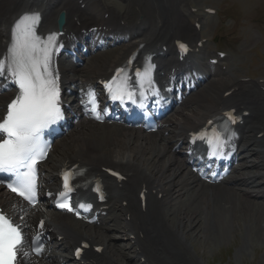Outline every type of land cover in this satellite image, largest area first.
Returning a JSON list of instances; mask_svg holds the SVG:
<instances>
[{
    "label": "bare ground",
    "instance_id": "6f19581e",
    "mask_svg": "<svg viewBox=\"0 0 264 264\" xmlns=\"http://www.w3.org/2000/svg\"><path fill=\"white\" fill-rule=\"evenodd\" d=\"M11 1L0 0V57L6 53L12 25L24 13L41 9L43 13L40 12L42 17H40L37 33L45 36L53 31V20L60 12L66 14L64 30L76 32L78 27L74 22L75 17L80 22L81 28L86 27V30L98 26L96 23L107 24L100 19L101 13H109L112 24L119 25L126 10L134 5V0H124L125 9H122L106 0H82V4L86 3L88 11L90 10L92 14L86 17L88 12L80 11L72 0H19L18 3V0L14 3ZM155 1L158 3L155 10V14H157L156 26L149 25L148 20L144 17L143 23L140 25L145 27L146 32L135 34L119 48L118 52L108 54L109 56L105 57L103 62H97L98 59L91 62L89 69H86L82 76L81 85L83 87H88V83L94 84V81L97 80L96 77L109 73L124 61L130 52L140 46H143L141 51L155 50L156 45L165 46L177 36L186 37L187 34H191L194 38H198L202 27L197 32L195 29H189L184 23L180 24L173 20L170 0ZM176 1L177 11L175 13L177 16L185 19L190 18L191 14L182 12L183 7L187 6L190 0ZM4 5L9 8H3ZM200 16L199 12L194 14L195 18ZM186 29H188V33ZM170 32H175L177 36L171 37ZM115 34L125 35L124 29L116 31ZM103 37L102 32L97 31L90 34V41L102 42L104 41ZM201 38L203 37L198 40ZM157 53L159 52L157 51ZM73 67L72 62L70 68L68 66L66 68L64 63H61L60 69L66 73L67 70H73ZM216 76L217 78L201 89L202 92L199 95L200 91L194 99L189 101L188 105L194 107V110L190 111L189 116L184 117L181 125L172 128L170 124L174 122L168 119L162 133L159 132L155 135L122 127L92 129L85 125L79 128L75 138L63 144L58 158L50 163V170H57L68 164L81 163L80 165L86 169L87 176L101 174L102 168L111 167L126 176L128 181L131 180L138 185L137 195L142 187L148 190L145 212H142L139 200L133 195L132 189H129L125 184L118 188L117 184L114 185L107 180L108 202L99 206H107L118 214L124 215L125 219L121 223L116 217L111 219L113 230L127 234V241L130 243L132 240L129 237L135 236V241L128 250H132L139 260L144 259L143 264H196L188 252V244H195L196 240L193 238L201 241V238L210 236L211 230L223 227L225 225L224 214L234 218L239 212L246 219L251 216L247 224L253 223L254 225L255 223L258 228L264 222V202H253L248 199V192H256L257 195L264 194V136L256 137L260 133L264 134V93L262 92L264 84L254 83L246 87L232 76L224 78L220 71H217ZM66 81L68 82V79L65 78L64 85H66ZM232 89L237 90V94L224 97V94ZM13 96L14 93L10 91L0 90V115L4 112L5 104ZM234 107L251 112V116L245 120V124L241 128L244 139L239 149L243 151L242 157L246 155L248 159H253L249 160L250 164L248 165H239L235 171L241 170L244 174L231 179L229 187L225 184V188H222L221 191L218 188L198 187L197 179L187 171L186 162L173 151V146L181 141L186 133L201 126V122L204 123L208 115L218 113L220 109ZM178 127L180 128L178 129ZM93 131L96 132L92 133ZM170 141H172L171 145ZM234 146L236 147L237 144ZM253 169L255 171H252ZM53 178L51 173L49 180ZM176 178H178L177 181ZM255 178L261 179V181L254 180L255 183H250ZM158 195L162 196L160 200H158ZM181 199H184L185 203L178 207L177 204ZM122 202H127V205L123 207ZM190 204L195 205L191 207ZM0 206L12 212L10 210L12 202L4 194H0ZM200 208L205 219L197 210ZM127 216L129 220L126 219ZM32 217L29 214L25 215V219L28 220H33ZM34 218L42 217L40 214H35ZM59 222L60 220H48L46 225L51 229L52 235L53 231H59L64 236L65 244L68 247L77 245L81 239L89 241L95 246L105 244V260L99 262L101 258L94 260L92 255H88L84 259L86 264H93V261L96 264H130L124 263L126 261L124 250L118 249L108 236L101 234L100 230L97 233H91L88 230L79 231L69 222ZM54 225H57L58 229ZM261 228L264 230L263 225ZM205 229L210 231L205 233ZM191 231H195L192 234L193 238L189 234ZM262 233L264 236V232ZM140 235L143 236L142 239H140ZM19 264L25 263L21 259Z\"/></svg>",
    "mask_w": 264,
    "mask_h": 264
},
{
    "label": "snow or ice",
    "instance_id": "6c2138e0",
    "mask_svg": "<svg viewBox=\"0 0 264 264\" xmlns=\"http://www.w3.org/2000/svg\"><path fill=\"white\" fill-rule=\"evenodd\" d=\"M39 23V13L21 16L13 26L6 54L0 59V90H7L4 81L18 89V94L8 104L6 115L0 120V178L10 180L9 188L30 204L35 202L37 194L35 166L47 154L43 133L63 119L59 77L53 68V55L61 45L57 33L49 34L46 38L38 35L36 29ZM179 47L186 51L185 45L180 44ZM150 70L151 66L146 65L143 74L139 71L136 73L141 99L145 96L142 75L147 79L149 88L152 87ZM122 71L118 70L117 76ZM106 88L113 100L123 102L127 98L135 103L136 92L127 79L117 82V77H113ZM88 98L95 112V93L89 91ZM227 115L229 120L235 122L231 114ZM225 132L226 126L223 131L213 130L211 138L201 136V139L208 141L210 155L222 154L227 142ZM63 180L65 191L59 194V201H63L72 190L68 172L63 173ZM56 206L73 211L65 202H58ZM40 226L43 227V222ZM23 242L19 228L0 214V264H16ZM32 243V251L40 255L43 245L35 239ZM76 254L80 255V249ZM23 255L28 256L29 253L24 252Z\"/></svg>",
    "mask_w": 264,
    "mask_h": 264
},
{
    "label": "rangeland",
    "instance_id": "374dc122",
    "mask_svg": "<svg viewBox=\"0 0 264 264\" xmlns=\"http://www.w3.org/2000/svg\"><path fill=\"white\" fill-rule=\"evenodd\" d=\"M14 1L12 0L11 3H14ZM115 1L118 2V0ZM139 1L141 3L145 2L144 0ZM196 1L201 6L219 8L218 18L213 19V21L207 20L209 27L205 28L204 31L209 38V44L212 48H227L235 54V57L229 58L227 61L229 70L236 73L233 77H250L251 81L264 79V0H230L231 2L229 0ZM3 8L8 9L9 7L4 5ZM132 8L127 17L130 16L132 19H135L133 16L139 15L143 10L138 0H135ZM230 16H232V20L226 21L223 24L225 18ZM190 22L192 23V20ZM118 49L119 47L90 56V62L102 56L100 61L103 62L105 57L110 55H107V53L117 52ZM104 54L106 55L104 56ZM90 62L85 64L84 67H88ZM99 65L102 64L99 63ZM207 84L210 83L208 82ZM201 92L202 90L198 95ZM183 114H190L189 109L183 111ZM75 132L73 130L64 139L69 141ZM60 145L56 146L51 159H56L58 156L61 150ZM235 217H237V225H230L233 224ZM238 218L239 220H237ZM249 219H251V216H248L246 219L243 218L241 213L237 212L234 218L232 216V218L230 217L226 220V230L222 233L223 236L213 240L201 238L200 241L192 237V234L196 230L191 231L192 233L189 232L193 240H196V251L200 254L197 260L201 264H264V236L262 233L264 230L261 228L262 225L264 226V222L258 228L255 223L254 225L253 223L251 225L247 224ZM107 234L110 238L116 240L118 247L127 245L125 240L121 241V239H118V237L125 238L122 233L119 234L112 231Z\"/></svg>",
    "mask_w": 264,
    "mask_h": 264
}]
</instances>
